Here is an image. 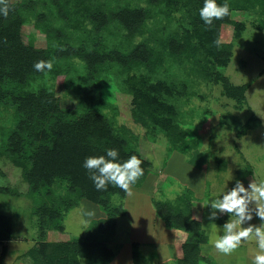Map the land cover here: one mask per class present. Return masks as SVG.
Returning a JSON list of instances; mask_svg holds the SVG:
<instances>
[{
  "label": "trees",
  "instance_id": "obj_1",
  "mask_svg": "<svg viewBox=\"0 0 264 264\" xmlns=\"http://www.w3.org/2000/svg\"><path fill=\"white\" fill-rule=\"evenodd\" d=\"M147 1L158 6L156 15L179 22L157 44L153 33L143 40H133L148 31L153 12L134 0L117 4L112 0H9L7 18L0 15V105L13 108L10 125L0 126V157H7L21 167L29 183L27 195L33 199L32 212L38 216L40 230L36 244L23 254L30 258L31 264H81L82 258H87L88 264H110L116 257L117 249L109 247L108 242L114 238L117 219L126 214L127 193L112 185L106 191H97L83 167L87 157L106 155L109 149L118 150L119 162L136 155L143 161L144 169L136 187L145 185L151 173L153 162L142 154L138 135L116 121L114 107L103 98L106 87L103 81L110 77V72L114 75L110 81L127 73L124 81L133 95L134 122L147 128L154 138L157 134L167 138V158L173 153L189 158L197 147L187 137L189 128L180 107V102L190 101L194 93L187 79L191 75L201 76L210 85L221 84L222 93L235 100L239 109L247 102L251 82L236 84L225 73L235 41L248 25L244 20L234 19L232 13L237 10L254 14L252 25L264 31V0H217L218 4L230 5V15L214 21L211 27L199 16L204 0ZM31 20L46 34V46L36 45L33 38L25 36L23 26ZM224 24L234 25L231 42L221 40ZM171 59L180 67L170 65ZM40 60H53L49 72L53 76L69 72L68 65H74L71 79L80 91L76 108L64 107L59 95L48 85L33 86L34 80L46 76L34 69ZM149 65L151 68L162 65L161 73L165 76L154 77ZM181 66L189 73L187 78L180 77ZM145 68L148 73L143 71ZM260 125L261 119L252 111L245 123L231 127L241 136ZM218 161L221 167H227L222 159ZM0 193L18 195V190L0 185ZM176 196L151 197L164 225L187 234L182 244L183 255L175 263L219 264L203 253L209 235L202 221L193 219L195 190L185 185ZM82 199L102 206L107 217L92 220L85 235L48 240L46 232H63L65 214ZM0 218L3 243L13 238V228L10 219L5 221L4 215ZM226 221L221 216L217 219L219 224ZM132 247L131 264H150L152 257L141 250L138 242H133ZM6 253L4 245L0 264H4Z\"/></svg>",
  "mask_w": 264,
  "mask_h": 264
},
{
  "label": "rangeland",
  "instance_id": "obj_2",
  "mask_svg": "<svg viewBox=\"0 0 264 264\" xmlns=\"http://www.w3.org/2000/svg\"><path fill=\"white\" fill-rule=\"evenodd\" d=\"M123 1L125 0H112L116 4ZM134 2L150 7L153 12L147 24L148 31H144L140 36H137V39L133 38V40L137 41L139 38L143 40L149 33H153L157 44L161 36L165 37L167 32L179 26L177 19L168 21L162 14L156 15L154 11L158 6L151 5L149 1L134 0ZM232 17L236 20H244L248 25L242 36L235 41L234 54L225 68V73L236 84L251 82L246 93L247 102L243 109H239L235 100L222 93L221 84L210 85L201 76L196 77L191 74L190 78H187L186 74L189 73L181 66L180 77L187 78L194 91L191 93L190 101L182 100L180 102L181 110L184 113L182 119L187 120L186 126L189 128L187 137L190 142H195L197 145L189 158L181 153H173L167 158L169 145L167 138L163 134H157L154 138L147 128L134 122L132 116L133 95L126 89V81H124L127 73L119 75L120 77L116 81L108 80L114 77L112 72L109 73L110 77L104 78L103 83L106 87L103 89V98L106 103L108 102L114 107V118L117 122L127 125L138 135L142 154L153 162L145 185L142 187L132 186V195L126 194L124 200L126 214L117 219L114 238L108 242L109 247L113 250L117 249L118 252L112 264H128L133 250V242H138L141 250L152 257L150 264H177L168 257L164 243L167 238L164 239V235L160 231L158 233V224L155 223L154 217L158 216L151 201L152 196L174 199L187 185L195 190L197 207L200 210H205L206 214L207 207L204 206L207 202L230 190L235 186L237 180L241 181L245 187H248L252 180L257 184L264 183V31L252 25L254 17L252 13L236 10L232 13ZM23 31L27 38L35 40L36 45L46 46V34L34 26L33 20L24 24ZM233 34L234 25L224 24L222 26V41H233ZM131 43L133 44V42L129 43L130 46H132ZM164 58L167 59V57ZM77 65L76 63L75 66ZM170 65L180 67V64L173 59H171ZM68 66L69 72L55 76L49 73L44 78L34 80L33 86L48 85L59 95L64 107L76 108L80 103V91L77 84L71 79L75 72L74 65ZM161 67L162 65H154L152 69L149 65L150 73L154 77L165 76L164 73H161L163 70ZM149 70L145 68L143 71L148 73ZM108 111L112 115L113 109L110 108ZM252 111L261 119V125L248 130L244 135H238L232 127L237 128L245 123L250 118ZM12 116L13 108L10 105H0V126L10 125ZM222 121L227 123H222ZM1 130L0 128V143L2 142ZM218 158L227 164L226 168L221 167ZM0 185H7L18 190V195L0 193V215L5 216V221L10 219L9 223L13 228V238L3 243L0 242V259L3 247L6 245L7 253L4 256V264H31L30 258L24 257L23 254L39 239L40 230L37 224L39 219L32 212L34 202L27 195L29 183L23 177V169L15 166L7 157H0ZM198 202H201L202 205H199ZM90 211L94 212V216L87 215ZM210 211L211 209L207 212V217H209ZM106 217L107 212L102 206L82 199L79 205L65 214L64 231L49 230L45 237L48 240H69L75 236H82L85 235L92 220ZM221 217L225 221L234 218L231 216L227 218L226 215ZM0 223H3L1 218ZM211 223H215L221 228L222 225L209 219L204 222V229L212 238L210 241H215L223 233L222 231L218 232ZM250 223L259 225L261 221L254 216ZM242 226L247 227V225ZM152 228L157 230L153 232L154 235L150 233ZM176 250L178 252L181 250L180 258L183 255V249L177 247ZM257 252V243L253 238L243 243L233 254L224 255V262L219 261V257H222L223 254L217 253V250L210 252L211 254L205 253V255H209L223 264H243L245 261L253 259ZM81 261V264H88L87 258H82Z\"/></svg>",
  "mask_w": 264,
  "mask_h": 264
},
{
  "label": "clouds",
  "instance_id": "obj_3",
  "mask_svg": "<svg viewBox=\"0 0 264 264\" xmlns=\"http://www.w3.org/2000/svg\"><path fill=\"white\" fill-rule=\"evenodd\" d=\"M10 11L9 0H0V15L7 18ZM230 15L228 3L218 4L217 0H204L199 10L201 20L211 27L216 20H222ZM219 46L220 41H215ZM54 66L53 60H40L34 64L38 72H51ZM119 152L115 149L107 150L106 155L89 156L85 159L83 167L89 172V178L93 181L97 191H106L109 185L118 187L128 195H132V186L143 177V161L136 155L130 156L123 162L118 161ZM210 206L208 219L215 221L222 215L234 217L228 219L222 228L211 223L222 235L214 242L217 252L231 255L236 252L243 243L255 238L258 252L254 256L252 264H264V183L257 184L253 180L245 187L237 180L235 186L223 192L219 197L211 199L206 206ZM89 217L94 212H88ZM257 217L261 221L259 225L250 223ZM199 220V216L193 217ZM242 225H247L243 227Z\"/></svg>",
  "mask_w": 264,
  "mask_h": 264
},
{
  "label": "crops",
  "instance_id": "obj_4",
  "mask_svg": "<svg viewBox=\"0 0 264 264\" xmlns=\"http://www.w3.org/2000/svg\"><path fill=\"white\" fill-rule=\"evenodd\" d=\"M196 202L197 201H195L194 202V204H193V208H194V216L196 217V216H199V220H201L202 221V224H203V227L205 228V224H204V222H205V220L206 219H208V213L207 212H209V210H210V206L209 207H207V212H206V214H205V210L203 211V209L202 210H200V209H198V207H197V204H196ZM198 204L200 205H202V203L201 202H198ZM151 211H152V207H151ZM155 217V220H156V222L155 223H157L158 224V226H157V230H158V233H162L163 235H164V239H165V237L167 238L166 240H165V244H166V248H167V253H168V257H170L169 259H171L173 262H175L176 261V259H178L179 258V256H180V252H181V250H180V252H178L177 250H176V248L178 247V248H181L182 249V244H183V242H184V240L186 239V233H184L183 234V232H181V231H179V230H172V229H168L165 225H164V223L161 221V219H159L158 217H156V216H154ZM207 217V218H206ZM216 222H217V219L215 220ZM221 225H223V224H221ZM153 230V231H152ZM155 228H152L151 229V234H153L154 235V231H157ZM160 231V232H159ZM165 232V233H164ZM208 235H209V233H208ZM180 238H181V240H180ZM169 239V240H168ZM210 239H212L210 236H209V241H210ZM151 242H154L153 240H151ZM214 242L215 241H210V242H208L204 247H203V253L205 254V253H212V252H214L216 249L214 248ZM153 244V243H152ZM156 244H158V243H156ZM156 251H157V249H156ZM210 253V254H211ZM217 253H219V252H217ZM129 254V253H128ZM219 255V254H218ZM227 258V257H226ZM115 259V258H114ZM216 260V259H215ZM217 261V260H216ZM219 261L221 262V261H225V256H224V254L222 255V257H219ZM252 261H253V259H249V260H247V261H245L243 264H252ZM113 262V261H112ZM112 262L110 263V264H112ZM218 262V261H217ZM128 264H131L132 263V253H131V258H130V260H129V262H127ZM219 263V262H218ZM219 264H223V263H219Z\"/></svg>",
  "mask_w": 264,
  "mask_h": 264
}]
</instances>
